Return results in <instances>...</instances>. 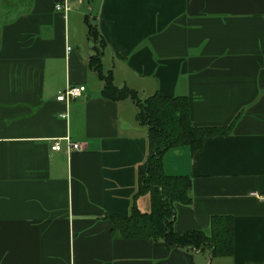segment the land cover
I'll list each match as a JSON object with an SVG mask.
<instances>
[{
  "label": "crops",
  "instance_id": "0c3cea01",
  "mask_svg": "<svg viewBox=\"0 0 264 264\" xmlns=\"http://www.w3.org/2000/svg\"><path fill=\"white\" fill-rule=\"evenodd\" d=\"M60 1L0 0V264H264V0ZM87 18L115 86L185 95L195 126L236 117L229 134L162 155L166 174L191 180L174 230L208 233L211 215H231V255L111 235L105 215L130 211L147 129L129 98L102 95ZM66 136L80 149L66 153ZM136 205L148 212L149 196Z\"/></svg>",
  "mask_w": 264,
  "mask_h": 264
},
{
  "label": "trees",
  "instance_id": "16d2710c",
  "mask_svg": "<svg viewBox=\"0 0 264 264\" xmlns=\"http://www.w3.org/2000/svg\"><path fill=\"white\" fill-rule=\"evenodd\" d=\"M87 38L93 43L96 54L89 56L88 66L97 72L103 85L105 98L119 100L129 98L135 106V118L147 129V156L137 167V185L126 216L107 214L111 223L110 233L119 238H150L163 241L176 248L206 250L211 257L229 256L233 252V217L213 214L209 220V232L190 229L178 233L173 228L175 204L191 203V180L186 175H169L163 171L162 155L165 151L188 146L199 149L205 138L229 134L235 122L223 126H195L190 121L187 96H168L158 93L139 98L135 91L117 87L110 72L101 71V48L105 44L96 23L87 18ZM149 196L148 212L141 211L136 200Z\"/></svg>",
  "mask_w": 264,
  "mask_h": 264
},
{
  "label": "built area",
  "instance_id": "2783aa9c",
  "mask_svg": "<svg viewBox=\"0 0 264 264\" xmlns=\"http://www.w3.org/2000/svg\"><path fill=\"white\" fill-rule=\"evenodd\" d=\"M56 10H67L68 9V0H61L60 2L55 3L54 5ZM86 90L85 85L78 84V85H66L62 90H60L56 95V100L61 101L67 105L68 101L74 98L79 97L83 94ZM61 118H66L67 113L63 111L59 113ZM63 140L66 143V153H69L71 150L80 149V144L77 142H73L70 140L68 136L64 137ZM60 139L54 140V142L50 145V149L53 151H59L60 147Z\"/></svg>",
  "mask_w": 264,
  "mask_h": 264
},
{
  "label": "water",
  "instance_id": "95a60500",
  "mask_svg": "<svg viewBox=\"0 0 264 264\" xmlns=\"http://www.w3.org/2000/svg\"><path fill=\"white\" fill-rule=\"evenodd\" d=\"M69 1H71V2H72V1H74V0H69Z\"/></svg>",
  "mask_w": 264,
  "mask_h": 264
},
{
  "label": "rangeland",
  "instance_id": "374dc122",
  "mask_svg": "<svg viewBox=\"0 0 264 264\" xmlns=\"http://www.w3.org/2000/svg\"><path fill=\"white\" fill-rule=\"evenodd\" d=\"M204 252H206V250H204Z\"/></svg>",
  "mask_w": 264,
  "mask_h": 264
}]
</instances>
